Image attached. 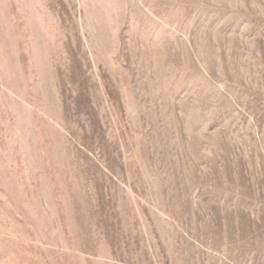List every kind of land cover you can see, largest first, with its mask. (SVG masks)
Instances as JSON below:
<instances>
[{
    "label": "rangeland",
    "instance_id": "374dc122",
    "mask_svg": "<svg viewBox=\"0 0 264 264\" xmlns=\"http://www.w3.org/2000/svg\"><path fill=\"white\" fill-rule=\"evenodd\" d=\"M0 264H264V0H0Z\"/></svg>",
    "mask_w": 264,
    "mask_h": 264
}]
</instances>
